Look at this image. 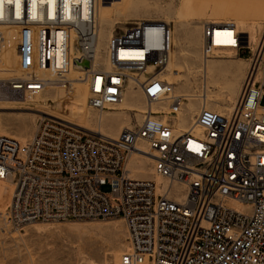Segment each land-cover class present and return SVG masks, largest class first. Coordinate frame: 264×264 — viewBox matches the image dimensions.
<instances>
[{"label":"built area","instance_id":"1","mask_svg":"<svg viewBox=\"0 0 264 264\" xmlns=\"http://www.w3.org/2000/svg\"><path fill=\"white\" fill-rule=\"evenodd\" d=\"M92 19L93 0H0V52L7 25L30 30L35 52L32 70L0 76V100L69 87L68 65L86 59L90 108L118 105L129 83L146 104L115 138L51 116L23 144L0 135V181L13 186L0 216L15 227L121 218L119 264H264V24L250 43L234 22L201 23L202 66L247 49L248 67L221 125L201 103L180 126L187 96L158 76L173 47L170 24L142 19L112 33L104 64L93 59ZM72 27L78 54L69 62ZM133 155L151 159L155 179L133 176Z\"/></svg>","mask_w":264,"mask_h":264},{"label":"rangeland","instance_id":"2","mask_svg":"<svg viewBox=\"0 0 264 264\" xmlns=\"http://www.w3.org/2000/svg\"><path fill=\"white\" fill-rule=\"evenodd\" d=\"M98 2L99 11L104 15L100 19V33L94 49L98 50V53L95 51L96 59L105 63L104 54L111 34L133 21H165L171 26L172 44L175 41V49L178 50L174 60L178 78L171 77L167 72L164 74L170 81L163 77L174 83L176 92L187 96V111L185 118H180V126L192 119L201 103L216 111L215 113L207 109L216 114L215 120L220 122L218 124L224 122L225 115L239 96L248 67L249 53L247 49H242L238 54L226 52L221 55L223 60H208L205 66H208L209 71L205 75L200 55V25L203 21H232L238 32L242 33V27L246 26L255 33L256 42L264 23V0L258 4L253 0ZM19 46L22 47L20 44ZM31 50L34 58L32 62L35 63L34 48ZM0 69V73L4 74L0 76L9 74L2 56ZM67 74L65 81L69 82V87H47L32 100L21 97L0 101V135L23 144L34 134L44 116L55 117L88 133L110 138H115L121 129L141 121V113L146 104L140 90L134 89L132 83L124 90L119 106L94 109L87 105V93L85 95L77 85V81H80V70L74 69V72ZM232 93H236L237 97L230 104L228 98ZM201 94L207 96L201 99ZM205 97L207 98L204 100ZM261 105L264 106V97L261 99ZM217 106L222 109L219 110ZM218 117H222V120ZM130 161L134 162L138 170L137 173L133 172L134 177L155 179L151 160L133 155ZM103 189L107 190V187L104 186ZM9 191V184H0V212H3L10 202L12 190L10 194ZM126 249L127 232L121 218L35 221L15 227L0 216V264H119L120 255Z\"/></svg>","mask_w":264,"mask_h":264},{"label":"bare ground","instance_id":"3","mask_svg":"<svg viewBox=\"0 0 264 264\" xmlns=\"http://www.w3.org/2000/svg\"><path fill=\"white\" fill-rule=\"evenodd\" d=\"M98 1L99 0H97V2L95 3L94 0H93V19H92V21H93V24H94V28H93L94 34L91 37V41H90V46H91V49H92V52H93V59H94V61H101L100 59H98V58L96 59L95 58V54H96L95 51L97 52L98 50H94V49H96L95 48L96 47L95 45H96V41H97V38L99 37V33H100V30H99L100 19L104 15V14H101L102 13L101 11H99V2ZM253 1L258 4V3H261L262 0H253ZM100 4H101V1H100ZM211 22H215V21H211ZM230 22H232V21H230ZM83 25H85V24L84 23L81 24V26H83ZM86 27L89 28L90 27L89 24H87ZM2 31H3V36H4L3 38H4L5 41L2 44V48H1V52H0V58H1V56L4 57L5 66L7 68L6 71L9 72V74H6V73L5 74L6 75H16V74L25 73L27 71L32 70L33 65H34V63L32 62V60L34 58H33V53H32V50H31L32 47H33V36H32L31 31L28 30V29H22V30L21 29H18L14 25L4 26V27H2ZM75 31H76V28H74V27L69 28V42H68L69 62H70V60L72 58H74L78 54V47H77V42H76L75 34H74ZM242 34H248L250 43H252V42L254 43L255 42V38L257 37L256 34L253 33L246 26H243L242 27ZM171 40H172V32H171ZM19 41H21V43H23L22 44V47L19 46V44H18ZM173 43L175 45V41H173ZM17 56L21 58V62L20 63H19L20 58H18ZM221 57H223V56H218V57H215V58H211L209 60H215V59H217V60H223V59H221ZM175 58H176V55H174V53L172 51V48H171L169 61L166 64L165 68L162 70V72L158 76L163 77V76H165L164 72H167V73H169V75L171 77H174V78L177 77L178 78V71H177V69L174 68L175 67L174 66V60H175ZM93 59H92V61H93ZM105 62H106V57H105ZM207 62H208V60H207ZM74 69L80 70V73H81L80 78H79L80 81H77L78 82L77 85L82 88V90L84 91V93L86 95L87 90H86V85L84 83L85 69L82 68V67H80V66H76V65L69 64L68 67H67L66 74L67 73L70 74V73L74 72ZM0 70L2 71V69H0ZM208 71H209L208 66H204V74L205 75L208 74ZM0 74L1 75H4L2 72ZM165 77L168 79L167 76H165ZM241 88H242V83H241V87H240V92H241ZM240 92H239V96H240ZM204 96H207V95L201 94V99H203ZM239 96H238V98H239ZM236 97H237L236 93H232L231 96L228 98V102L230 104L233 103L234 102L233 99L236 98ZM206 98L207 97H205L204 100ZM238 98H237V100H238ZM2 100H0V101H2ZM237 100H235L234 103H236ZM120 104H121V102L118 105H116V107L119 106ZM202 105H203V103H202ZM111 107H115V106H109V108H111ZM217 108H218V106H217ZM220 109H222V107ZM218 118L221 119L222 117H218ZM218 122H219V120H218ZM221 124H219V125H221ZM140 157H143L145 159L151 160L148 156H140ZM129 166H135L134 165V162L131 161L129 163ZM133 172H136V173L138 172V170H137L136 167L133 170ZM152 173H153V171H152ZM159 179H160L159 177H156V180L157 181ZM6 183L9 184V186H10V191H9V194H10V192L12 190V187H13L12 186V183L10 181H0V184H6ZM9 194H8V197H9Z\"/></svg>","mask_w":264,"mask_h":264},{"label":"water","instance_id":"4","mask_svg":"<svg viewBox=\"0 0 264 264\" xmlns=\"http://www.w3.org/2000/svg\"><path fill=\"white\" fill-rule=\"evenodd\" d=\"M244 36H245V35H244ZM244 43H245V40H244ZM75 65H76V66H80V67L86 69V68L89 67V62H88V60L84 59V60H82V61H78V62H76Z\"/></svg>","mask_w":264,"mask_h":264},{"label":"crops","instance_id":"5","mask_svg":"<svg viewBox=\"0 0 264 264\" xmlns=\"http://www.w3.org/2000/svg\"><path fill=\"white\" fill-rule=\"evenodd\" d=\"M172 45H173V47H172L173 50H172V51H173V53H174V55H175V54L177 53L178 50L175 49V48H176V47H175L176 45H174V43H173Z\"/></svg>","mask_w":264,"mask_h":264}]
</instances>
